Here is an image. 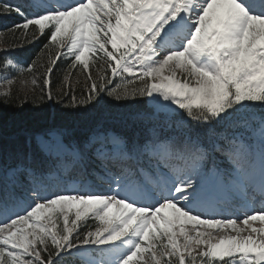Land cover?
I'll list each match as a JSON object with an SVG mask.
<instances>
[{
	"label": "snow or ice",
	"instance_id": "snow-or-ice-1",
	"mask_svg": "<svg viewBox=\"0 0 264 264\" xmlns=\"http://www.w3.org/2000/svg\"><path fill=\"white\" fill-rule=\"evenodd\" d=\"M0 15L20 18L0 53L45 41L26 66L0 58V105L168 114L0 138V264H264V0H0Z\"/></svg>",
	"mask_w": 264,
	"mask_h": 264
},
{
	"label": "trees",
	"instance_id": "trees-1",
	"mask_svg": "<svg viewBox=\"0 0 264 264\" xmlns=\"http://www.w3.org/2000/svg\"><path fill=\"white\" fill-rule=\"evenodd\" d=\"M5 17L12 19V15H5ZM18 36V32H3L0 35V46L12 45ZM44 42L45 41L41 40L35 44L24 45L28 47L27 53L31 55L28 59V63L37 56V53L40 51ZM5 54L6 53H0V58L6 56ZM25 57L26 56L24 55V58ZM41 59L46 60V57L42 56ZM59 63L60 62H58L52 76L53 91L56 90V84L67 68V64L63 66ZM80 79L83 81L84 76L81 75ZM76 94L79 96V88H77ZM102 102L103 103L94 102V105L90 104L86 109L65 108L63 104L68 103L67 98L64 99L63 104H58L55 101H46L39 109H34L31 103L25 104L23 109L0 105V138L5 142L14 138L22 141L25 135L29 132L53 126L68 127L77 135L82 136L86 133L88 127L96 118L120 113L127 109L145 108L146 103L125 102L130 104V106L117 107V102L111 100V98L107 96L104 97Z\"/></svg>",
	"mask_w": 264,
	"mask_h": 264
},
{
	"label": "rangeland",
	"instance_id": "rangeland-1",
	"mask_svg": "<svg viewBox=\"0 0 264 264\" xmlns=\"http://www.w3.org/2000/svg\"><path fill=\"white\" fill-rule=\"evenodd\" d=\"M102 101H103V100H101L100 103H103ZM148 104H149V106H151L152 108H154L153 105L151 104V102H148ZM99 108H101V107H99ZM101 111H102V110H101ZM155 111H156V110H155ZM157 112H158V111H157ZM159 112H162V111H159ZM80 258H83L84 260H86V261H90V262H91L92 259H95V258H96V254L93 253L91 257H80Z\"/></svg>",
	"mask_w": 264,
	"mask_h": 264
}]
</instances>
